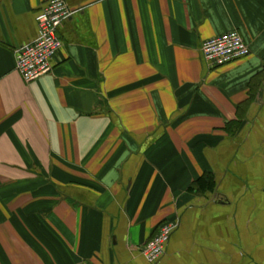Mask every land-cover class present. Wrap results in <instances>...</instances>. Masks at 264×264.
Listing matches in <instances>:
<instances>
[{
  "label": "crops",
  "instance_id": "0c3cea01",
  "mask_svg": "<svg viewBox=\"0 0 264 264\" xmlns=\"http://www.w3.org/2000/svg\"><path fill=\"white\" fill-rule=\"evenodd\" d=\"M46 1L0 0V264H264V0H66L51 71L24 82ZM229 30L249 54L208 68Z\"/></svg>",
  "mask_w": 264,
  "mask_h": 264
},
{
  "label": "built area",
  "instance_id": "2783aa9c",
  "mask_svg": "<svg viewBox=\"0 0 264 264\" xmlns=\"http://www.w3.org/2000/svg\"><path fill=\"white\" fill-rule=\"evenodd\" d=\"M72 13L66 0H47L37 10L35 38L14 49V69L24 82L33 81L51 71L52 58L62 45L57 28ZM200 53L207 67L214 68L247 56L249 47L237 30H229L204 39ZM174 225L173 221L163 222L155 234L141 245L140 252L148 262L154 263L163 255ZM74 264L89 263L80 261Z\"/></svg>",
  "mask_w": 264,
  "mask_h": 264
},
{
  "label": "trees",
  "instance_id": "16d2710c",
  "mask_svg": "<svg viewBox=\"0 0 264 264\" xmlns=\"http://www.w3.org/2000/svg\"><path fill=\"white\" fill-rule=\"evenodd\" d=\"M239 120H235V121H229L225 124V130L231 129V128H237L239 126ZM213 186V181L211 179L210 174L206 173V174H202L201 176H199L191 185L190 188L192 187H196L199 190H205V189H211Z\"/></svg>",
  "mask_w": 264,
  "mask_h": 264
},
{
  "label": "rangeland",
  "instance_id": "374dc122",
  "mask_svg": "<svg viewBox=\"0 0 264 264\" xmlns=\"http://www.w3.org/2000/svg\"><path fill=\"white\" fill-rule=\"evenodd\" d=\"M246 57V56H245ZM244 58V57H243ZM216 68H218V67H216ZM213 69H215V68H213Z\"/></svg>",
  "mask_w": 264,
  "mask_h": 264
}]
</instances>
